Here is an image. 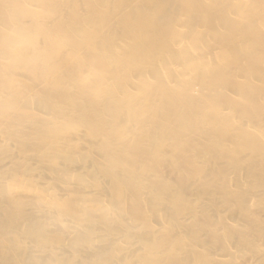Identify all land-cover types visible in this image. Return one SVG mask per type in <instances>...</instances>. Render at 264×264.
<instances>
[{
    "label": "bare ground",
    "instance_id": "1",
    "mask_svg": "<svg viewBox=\"0 0 264 264\" xmlns=\"http://www.w3.org/2000/svg\"><path fill=\"white\" fill-rule=\"evenodd\" d=\"M0 264H264V0H0Z\"/></svg>",
    "mask_w": 264,
    "mask_h": 264
}]
</instances>
